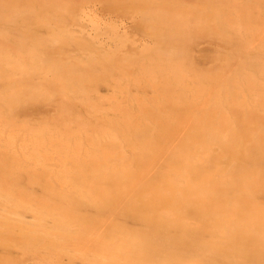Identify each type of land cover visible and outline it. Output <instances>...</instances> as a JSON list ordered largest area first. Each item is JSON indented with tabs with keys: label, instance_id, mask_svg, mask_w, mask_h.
<instances>
[{
	"label": "bare ground",
	"instance_id": "bare-ground-1",
	"mask_svg": "<svg viewBox=\"0 0 264 264\" xmlns=\"http://www.w3.org/2000/svg\"><path fill=\"white\" fill-rule=\"evenodd\" d=\"M203 5L0 0V264H264V8Z\"/></svg>",
	"mask_w": 264,
	"mask_h": 264
},
{
	"label": "rangeland",
	"instance_id": "rangeland-1",
	"mask_svg": "<svg viewBox=\"0 0 264 264\" xmlns=\"http://www.w3.org/2000/svg\"><path fill=\"white\" fill-rule=\"evenodd\" d=\"M241 1L246 5V7L247 6H251V5H261L264 8V0H241ZM183 2L187 6L188 9H189V6H194V5L196 7H198V8H201V7H204L203 3L206 2V0H198L196 3H194V2H192L190 0H183ZM113 18L114 19H118L117 16H115ZM113 18H112V20L116 23L117 21H115ZM125 20L127 22L128 32L130 33L129 35H133V36L139 37L140 36V30L143 29L146 26V22L142 19V16H139V17L135 18V17H132L131 15L127 14ZM41 25H42V22H38L36 25L30 26L31 27V30H30V38L31 39H38L40 37H44V38L48 37L47 34L43 30H41V28H40ZM150 26L157 27V25H155V24H151ZM136 27H137V29H134ZM144 31H147V30H144ZM211 32L218 36L219 43L223 47V52L229 53L231 51V49L229 48V45L227 47L228 38L225 37V34L220 32L219 30L212 29V28H211ZM193 33L200 34L201 32H200V30L198 28H195L193 30ZM155 43L157 44V42L155 41V42L151 43L150 45H153ZM166 44H169V42H167ZM187 44L188 43H185L184 49L188 47ZM191 49L192 48L190 47L189 50H191ZM219 50H221V48L219 46H217V49L215 51L218 52ZM126 69H128V70H126L127 74H130V75L124 74L125 70L123 71V76H128V79H126L124 82L133 83L135 81H138V79L146 80V79H148L150 77L148 75V71H145L146 69L142 68L139 65H128V67ZM136 72H137V76L135 77ZM53 75H55V77H53ZM60 75H63V76L61 77ZM64 79H68V81L64 82L63 81ZM32 81H35L38 85H40V87H39L40 89L42 87L41 86L42 84H44V86L46 88L47 87H52V88L55 89L54 91H52V92L55 93L54 97L45 96V97H43L41 99V102L37 103L38 105L35 107L37 109L34 110L35 113L38 111L41 114H43L44 111L40 109L41 107H44V106L45 107H50V106H52L51 103H48V104H43V103H45L47 101H50V100L58 99L60 96L63 95V91L64 90H68V91L71 92V91H73L75 89V85L72 82V80H70L68 77L64 76L63 70H59L57 68H51L48 71V74L42 76L41 78L32 77ZM229 264H231V262Z\"/></svg>",
	"mask_w": 264,
	"mask_h": 264
}]
</instances>
